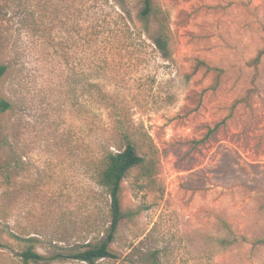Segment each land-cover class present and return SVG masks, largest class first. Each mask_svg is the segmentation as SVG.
Segmentation results:
<instances>
[{
  "label": "rangeland",
  "instance_id": "rangeland-1",
  "mask_svg": "<svg viewBox=\"0 0 264 264\" xmlns=\"http://www.w3.org/2000/svg\"><path fill=\"white\" fill-rule=\"evenodd\" d=\"M154 1L171 58L141 0H99L96 21L92 0H0V97L10 103L0 112V264H89L58 255L103 235L107 195L92 165L114 150L116 121L146 134L158 166L124 179L132 214L113 253L264 264V56L252 62L264 0ZM197 61L222 69L218 85ZM29 245L46 259L24 263Z\"/></svg>",
  "mask_w": 264,
  "mask_h": 264
},
{
  "label": "trees",
  "instance_id": "trees-1",
  "mask_svg": "<svg viewBox=\"0 0 264 264\" xmlns=\"http://www.w3.org/2000/svg\"><path fill=\"white\" fill-rule=\"evenodd\" d=\"M91 5L93 11V20L98 19L97 14L100 7L99 0H92ZM143 5L142 14L148 17H155L156 25L152 40L162 55L171 58L173 53L174 39L172 37L169 23L166 16L160 13L155 6L154 0H141ZM121 12V13H120ZM123 11L119 9L118 17L125 21ZM128 29L129 24L124 23ZM264 56V47L260 49L256 56L252 59L253 63H257L259 58ZM204 66L206 70L215 72L214 85H218L219 77L222 69L218 67H210L203 61H197L195 68ZM256 66V65H255ZM7 70L5 64H0V80ZM91 86L101 90L100 85L92 82ZM244 98L236 99L233 105L246 100ZM99 100H105L106 95L100 94ZM10 107L8 100L0 97V112ZM115 136L118 141L113 142V149L107 147L101 152V155L93 161V176L98 185H100L107 195V213L106 225L103 229V235L99 239H94L86 243L77 250L68 252V255L59 254V257H71L89 264H95L98 260L107 257H113L119 260L118 264H162L157 257L155 251H136V247L123 254H115L111 250V245L116 239L119 226L124 219H127L132 211L125 209L123 205V181L132 169H139L140 175L145 178H152L157 173L158 153L155 145L149 138H144V133L135 126L120 124L119 121L114 123ZM223 225L226 223L223 221ZM34 240V239H31ZM264 242V241H263ZM24 263L29 261L45 260L46 256L37 252L33 245L27 246L21 253Z\"/></svg>",
  "mask_w": 264,
  "mask_h": 264
}]
</instances>
